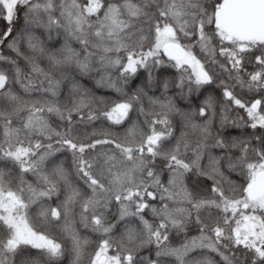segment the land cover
<instances>
[{
	"label": "snow or ice",
	"instance_id": "6c2138e0",
	"mask_svg": "<svg viewBox=\"0 0 264 264\" xmlns=\"http://www.w3.org/2000/svg\"><path fill=\"white\" fill-rule=\"evenodd\" d=\"M0 21V264H81L76 204L88 264H264V0H0Z\"/></svg>",
	"mask_w": 264,
	"mask_h": 264
},
{
	"label": "trees",
	"instance_id": "16d2710c",
	"mask_svg": "<svg viewBox=\"0 0 264 264\" xmlns=\"http://www.w3.org/2000/svg\"><path fill=\"white\" fill-rule=\"evenodd\" d=\"M23 24V21H19L16 25V29H19ZM6 26L4 25V23L2 21H0V30H3ZM15 34V32L13 33ZM75 46V45H74ZM198 51V50H197ZM6 54L9 55H14L13 53L10 52H6ZM21 67L25 69V71H27V65L24 63V61H20ZM173 72V70L169 69L167 74H171ZM82 83L84 84L85 87L89 88L90 90L94 88V84L92 81L88 80L87 78H85ZM15 88L17 90H19V86L16 85ZM95 95L97 96H105L106 98H110L115 100L117 98L116 94L104 89V88H95ZM243 114V113H241ZM251 131V130H249ZM233 134H237L236 130H233ZM29 180H31L32 178L29 176L28 177ZM63 197H61L62 199ZM59 203L58 200H56L55 198L52 201V206L55 207L56 204ZM33 211H35V206L33 208ZM80 211V206L79 204L74 205V213L77 214L75 219H76V223H75V227L76 230L79 232V234L82 237H87L89 240L88 245L86 246V254L82 257L81 260V264H88V254L92 252V250L95 247L96 244V238L95 235L90 233L89 230L84 229L80 224H79V217H78V213ZM40 230L41 231H46L50 236L54 237L58 242H62L66 247L70 248V239L64 235L58 228L53 229V228H44L42 226H40ZM198 234L196 232L195 229H192V231L190 232V235H196ZM175 242V241H174ZM33 255L36 254V250H32ZM141 255L147 256L149 255V252L147 249H145L144 251L141 252ZM196 257H199V253H195L194 254ZM213 258L217 261H219V257L215 256L213 254ZM73 259L72 255L70 254V252L68 254H66L59 262V264H71V260ZM41 264H43V261H41Z\"/></svg>",
	"mask_w": 264,
	"mask_h": 264
},
{
	"label": "flooded vegetation",
	"instance_id": "af4514ba",
	"mask_svg": "<svg viewBox=\"0 0 264 264\" xmlns=\"http://www.w3.org/2000/svg\"><path fill=\"white\" fill-rule=\"evenodd\" d=\"M247 98V97H246Z\"/></svg>",
	"mask_w": 264,
	"mask_h": 264
}]
</instances>
